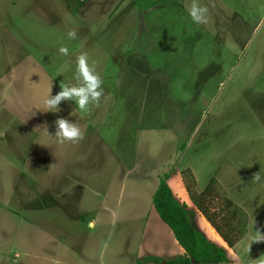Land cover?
Instances as JSON below:
<instances>
[{"label":"rangeland","instance_id":"rangeland-1","mask_svg":"<svg viewBox=\"0 0 264 264\" xmlns=\"http://www.w3.org/2000/svg\"><path fill=\"white\" fill-rule=\"evenodd\" d=\"M192 2L0 0V264H168L183 250L152 204L167 173L224 264H264V241L248 240L264 234V0H195L200 25ZM81 53L99 103L43 111L49 89L77 85ZM59 118L83 138L57 143ZM211 178L246 214L231 248L186 190Z\"/></svg>","mask_w":264,"mask_h":264},{"label":"trees","instance_id":"trees-1","mask_svg":"<svg viewBox=\"0 0 264 264\" xmlns=\"http://www.w3.org/2000/svg\"><path fill=\"white\" fill-rule=\"evenodd\" d=\"M169 173L160 180L152 197L153 208L158 217L172 233L183 254L167 260L168 264H224L228 262L226 248L209 240L195 225L196 211L193 207L179 202L167 184ZM201 191L193 193L186 187L195 209L205 218L218 234L226 247H233L243 236L246 227V214L225 197L213 191L212 182ZM191 259L194 260L191 263ZM159 263L160 259L145 256L134 264Z\"/></svg>","mask_w":264,"mask_h":264},{"label":"clouds","instance_id":"clouds-1","mask_svg":"<svg viewBox=\"0 0 264 264\" xmlns=\"http://www.w3.org/2000/svg\"><path fill=\"white\" fill-rule=\"evenodd\" d=\"M187 14L194 24H206L208 22V7L201 6L195 0L187 7ZM77 33L74 29L67 31V37L69 39H75ZM58 52L62 56L68 55V48L61 46ZM74 77L77 81L76 86L70 84L60 85V91L55 95H52L49 89L48 95L43 100V111H58V104L61 100H74L76 108L80 112H87L90 105H96L99 103L101 96L103 95V89L101 87L102 81L98 74H96L92 68H90L87 61V54L81 53L75 60V73ZM56 131L52 135L57 143L63 144L65 142L75 143L83 138V132L75 122H69L66 119L59 118L55 121ZM255 180H259V175L254 176ZM94 224L90 223L89 228ZM249 243H259L264 241V234L259 229L255 230L248 237Z\"/></svg>","mask_w":264,"mask_h":264},{"label":"water","instance_id":"water-1","mask_svg":"<svg viewBox=\"0 0 264 264\" xmlns=\"http://www.w3.org/2000/svg\"><path fill=\"white\" fill-rule=\"evenodd\" d=\"M190 261H191V263H193V262H194V260H193V259H191Z\"/></svg>","mask_w":264,"mask_h":264},{"label":"crops","instance_id":"crops-1","mask_svg":"<svg viewBox=\"0 0 264 264\" xmlns=\"http://www.w3.org/2000/svg\"><path fill=\"white\" fill-rule=\"evenodd\" d=\"M210 225V224H209ZM210 227H211V225H210ZM212 228V227H211ZM213 229V228H212Z\"/></svg>","mask_w":264,"mask_h":264}]
</instances>
